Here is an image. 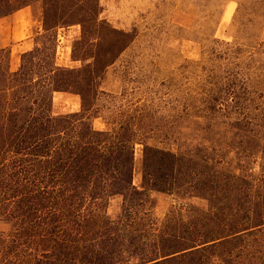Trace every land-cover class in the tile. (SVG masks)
I'll list each match as a JSON object with an SVG mask.
<instances>
[{
  "label": "rangeland",
  "instance_id": "1",
  "mask_svg": "<svg viewBox=\"0 0 264 264\" xmlns=\"http://www.w3.org/2000/svg\"><path fill=\"white\" fill-rule=\"evenodd\" d=\"M95 1L80 0L87 10H67L54 42L39 36L42 1L3 3L0 46L10 53L9 70L17 71L21 55L34 48L40 57L53 52L55 66L66 71L55 79L96 105L87 114L95 130L115 128L125 114L143 109L152 117L149 144L189 156L197 183L221 182L213 211L240 213L244 199L264 200V0H156L131 24L108 22L100 4L95 21L89 12ZM23 32L28 41L20 44ZM52 102L54 114L81 112L78 94L54 92ZM141 149L134 144L133 185ZM149 198L157 220L169 210L207 209L195 196L150 192ZM248 211L264 213V206ZM105 212L115 219L120 198ZM216 252L227 253L224 264H264V223Z\"/></svg>",
  "mask_w": 264,
  "mask_h": 264
},
{
  "label": "trees",
  "instance_id": "2",
  "mask_svg": "<svg viewBox=\"0 0 264 264\" xmlns=\"http://www.w3.org/2000/svg\"><path fill=\"white\" fill-rule=\"evenodd\" d=\"M39 1V36L52 42L67 10H87L80 0ZM5 2L11 4L0 0V8ZM89 12L98 21V0ZM9 54L0 49V222L8 226L0 230V264H224L227 253L216 250L264 223V213L248 211L263 199H244L240 213L213 211L221 182L197 183L189 156L149 144L152 117L143 109L95 130L87 114L96 105L55 79L66 71L55 66L53 52L23 53L14 72ZM54 92L78 94L81 112L54 114ZM134 144L142 146L138 185ZM150 192L199 197L207 209L169 210L157 220ZM115 197L121 213L112 219L105 211Z\"/></svg>",
  "mask_w": 264,
  "mask_h": 264
},
{
  "label": "crops",
  "instance_id": "3",
  "mask_svg": "<svg viewBox=\"0 0 264 264\" xmlns=\"http://www.w3.org/2000/svg\"><path fill=\"white\" fill-rule=\"evenodd\" d=\"M102 8V16L108 22L119 24H131L134 23V17L138 15L140 11H149L155 7L156 0H98ZM19 25H14V30L19 29ZM24 34V32H23ZM24 41L20 44L27 43L28 35L24 34ZM21 40V39H18ZM6 45H1V48H5Z\"/></svg>",
  "mask_w": 264,
  "mask_h": 264
}]
</instances>
